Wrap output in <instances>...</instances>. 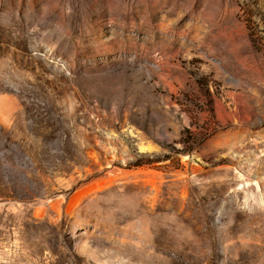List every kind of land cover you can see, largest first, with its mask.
Here are the masks:
<instances>
[{
  "label": "rangeland",
  "instance_id": "374dc122",
  "mask_svg": "<svg viewBox=\"0 0 264 264\" xmlns=\"http://www.w3.org/2000/svg\"><path fill=\"white\" fill-rule=\"evenodd\" d=\"M0 264H264V0H0Z\"/></svg>",
  "mask_w": 264,
  "mask_h": 264
},
{
  "label": "crops",
  "instance_id": "0c3cea01",
  "mask_svg": "<svg viewBox=\"0 0 264 264\" xmlns=\"http://www.w3.org/2000/svg\"><path fill=\"white\" fill-rule=\"evenodd\" d=\"M7 112H8L7 117H9V115L12 114L13 111L11 109H8ZM5 120H7V118H5Z\"/></svg>",
  "mask_w": 264,
  "mask_h": 264
}]
</instances>
